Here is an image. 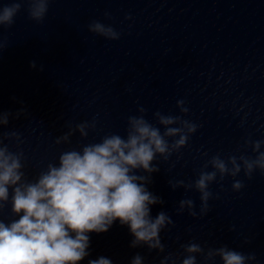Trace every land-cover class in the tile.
Masks as SVG:
<instances>
[{"label": "clouds", "instance_id": "obj_1", "mask_svg": "<svg viewBox=\"0 0 264 264\" xmlns=\"http://www.w3.org/2000/svg\"><path fill=\"white\" fill-rule=\"evenodd\" d=\"M52 0H12L0 7V26H11L14 18L27 3L30 19L40 23L44 20ZM90 32L108 40H117L120 34L110 25L93 20ZM0 49L3 46L0 45ZM35 67V63L31 65ZM178 101L182 113L188 109ZM140 115L128 117L126 136L105 135L98 143H89L79 150L71 149L59 155L58 164L49 163L35 180H28L24 169L22 151L9 150L5 139H15L22 143L15 131L0 132V210L9 202V189H12L11 212L19 219L5 223L0 220V264H78L89 255L88 233L107 232L119 220L129 227L134 239L130 247L146 246L149 251H164L160 233L173 224L164 211L155 218L150 214L151 205L163 204V200L147 190L151 174L159 167L153 164L157 156L167 161L174 152L184 148L198 125L183 119L182 116L154 113L158 124L154 126L145 119V109H138ZM23 112V110H21ZM21 113H17L18 117ZM11 113L0 112V128L7 125ZM95 123H80L56 143H68L74 131L81 137L88 136L89 128ZM171 139V143L169 140ZM264 141L245 140L244 147H251L255 157L243 153L238 157L229 155L221 158L213 156L204 165L212 171L202 169L194 183L183 180L169 182L173 190L183 187L186 191L195 189L200 193V212L195 211L191 199L179 202L178 213L185 209L192 217L203 216L209 211V200L214 198L209 186L223 181L226 176L237 177L243 171L245 177L252 178L256 170L264 173ZM142 170L148 175H138ZM244 187L241 180H234L232 189ZM218 198V196L216 197ZM22 213V215H21ZM185 253L181 264H197V255L205 261L219 257L222 264H248L255 261V254L245 255L229 247L221 246L205 251L200 244L190 242L181 245ZM144 257L137 254L131 264H143ZM176 264V258L169 253L161 264ZM89 264H112L105 257L89 260Z\"/></svg>", "mask_w": 264, "mask_h": 264}]
</instances>
